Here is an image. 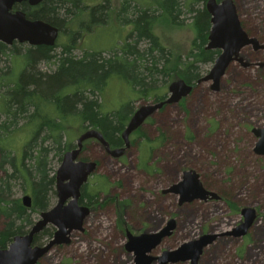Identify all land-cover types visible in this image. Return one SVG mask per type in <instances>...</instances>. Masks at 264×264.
Listing matches in <instances>:
<instances>
[{"label":"rangeland","instance_id":"rangeland-1","mask_svg":"<svg viewBox=\"0 0 264 264\" xmlns=\"http://www.w3.org/2000/svg\"><path fill=\"white\" fill-rule=\"evenodd\" d=\"M103 1L93 0V3L100 4ZM153 1L142 0L144 3ZM234 1L245 31L264 45V0ZM83 5H89L88 1L83 0ZM135 5L136 2H132V6ZM120 6L121 0H111L114 11H110L108 17L94 15L84 7L77 12V20H80L73 24V30H81L84 34L77 41L74 52L76 57H82L86 51L103 52L105 56L119 52L120 46L128 41L134 28L132 24L124 23L118 15ZM191 17L187 13L181 16L184 21L181 27L171 25L165 17L156 25L155 31L163 44L177 56L188 53L196 36ZM86 26L93 27V31ZM67 34L66 31L61 35V43L68 41ZM13 47L17 48L14 50H18L19 54L25 53V45L10 48ZM144 47L145 43L140 45V48ZM241 56L252 65L245 67L240 63L232 64L218 92H212L214 89L210 82L200 84L185 99L186 110L181 105L168 109L174 126L173 133L176 135L169 151L178 154L173 163L159 165L161 156L167 151L166 142L150 158L144 149L145 145L138 148L133 144L126 156L119 159L108 157L103 147L95 141L86 142L85 151L80 154L79 160L99 163L98 171L88 183L100 181L110 188L107 193L99 196V205L91 208V214L84 223V231L73 233L69 245L53 248L39 264H135V255L125 249L128 243L125 230L135 236L156 232L165 227L171 217L177 218V228L173 236L166 238L151 253L152 256L161 257L165 251L176 250L184 243L212 232L223 238L216 239L213 245L204 250L199 264H264V157L253 153L256 140L250 134L252 128L264 126V68L259 67V64L264 63V51L254 52L252 48H245ZM3 62L6 73L11 71L7 80L18 81L25 69L26 59L16 56L11 58V62ZM213 65H202L203 77L209 74ZM133 67H126V71L122 69L108 79L102 97L104 113L117 111L127 116L132 108L136 112L143 106L154 104L152 98L140 99L141 93L136 90ZM38 68L42 72L51 73L56 67L50 63H41ZM173 81L160 77L157 86L161 88L158 93L168 92ZM166 117L158 114L146 122L149 126L144 131L148 139H151L150 142L155 141L151 143L154 148L158 146L156 139L163 133L161 127L167 121ZM69 125V137L76 145L85 129L76 118H70ZM135 137L136 134H133L131 139ZM50 160L51 166L58 170L61 162L54 152ZM168 160L172 161L169 155ZM143 161L153 162L152 166L156 169L164 167V170L160 174L150 175L143 168ZM190 170L197 172L204 186L221 196L222 201L205 206L195 205L201 207V211L194 206L178 211L174 201L163 205L161 198H158L159 194L181 181L184 173ZM24 195L22 186L16 183L13 198H23ZM57 201L56 197L52 205L55 206ZM231 204L238 211H234ZM245 207L256 209L259 215L249 231V238L242 240L225 235L242 223L241 210ZM40 217L39 214H33L34 223ZM3 222V218H0V228ZM49 241L44 240L40 246Z\"/></svg>","mask_w":264,"mask_h":264},{"label":"trees","instance_id":"trees-1","mask_svg":"<svg viewBox=\"0 0 264 264\" xmlns=\"http://www.w3.org/2000/svg\"><path fill=\"white\" fill-rule=\"evenodd\" d=\"M207 1L155 0L144 3L142 0H121L118 15L124 23L134 27L129 34L130 42L128 39L119 52L108 56L103 52L86 51L82 57L74 55L82 32L73 30V24L80 20H77V12L82 11V0H44L38 8L24 4L15 6L16 10L25 12L28 19L59 27L60 36L67 31L69 39L61 43L62 36H59L54 47L26 45L23 54L0 42V218L4 220L0 228V249H7L17 236L29 233L35 224L33 214L41 215L53 207L58 170L51 166L50 155L54 152L62 163L65 154L77 148L68 134L70 118L80 120L85 132L89 129L101 132L111 148L126 146L123 134L136 112L133 108L127 116L117 111L103 112L102 97L111 75L134 66L132 70L140 99L152 98L155 104L168 99L167 91L158 93L160 77L169 81L184 79L197 87L203 78L202 65L214 64L220 54V51L206 49L212 27ZM132 2L136 5L132 6ZM91 11L94 15L108 17L114 10L111 0H105ZM185 13L192 15L191 24L196 36L184 57L166 47L155 28L163 17L171 25L181 27L184 24L181 16ZM80 24L85 26L84 22ZM143 43L146 47L140 48ZM13 46L18 47L19 43ZM16 56H23L26 66L18 81L13 82L7 80L11 71L6 73L2 64L3 61L11 62ZM41 63H50L56 68L51 73L42 72L38 68ZM184 104L181 107L186 110ZM162 137L163 140L166 138L164 133ZM148 142L146 139L142 145ZM148 163L143 161L144 169L148 168ZM16 183L22 186L24 196L32 198L30 208L23 205L22 198H13ZM109 188L100 181L86 184L82 188L81 204L90 208L99 205V196L107 193ZM231 205L234 211L238 209ZM54 233V227H47L35 237V245L51 240Z\"/></svg>","mask_w":264,"mask_h":264},{"label":"water","instance_id":"water-1","mask_svg":"<svg viewBox=\"0 0 264 264\" xmlns=\"http://www.w3.org/2000/svg\"><path fill=\"white\" fill-rule=\"evenodd\" d=\"M43 1L0 0V42L7 46L19 43L33 47H54L61 33L59 27L42 20L28 19L25 12L15 9V6L24 2L37 7ZM206 9L212 23L206 49L220 51V54L209 74L199 80L198 85L210 82L212 89L216 90L232 64L240 63L245 67L252 65L241 56L245 48L253 47L255 50H260L263 46L257 38L251 37L245 31L234 0H208ZM259 66H264V63ZM194 89L195 87L184 79L175 80L169 85V97L166 101L139 108L123 134L126 145L124 148L111 150L101 132L97 130L90 129L82 134L77 141V148L65 154L58 169L56 205L41 214L40 220L34 224L29 233L17 236L7 249H0V264H39L53 248L69 245L73 233L84 231V223L91 214V209L81 204L82 188L98 169L97 162L79 160L85 141L95 139L104 145L113 157L120 158L130 146L131 134L144 125L149 117L165 104L180 103L189 97ZM252 132L257 138L254 152L264 157V128L255 127ZM164 192L180 196L181 204L210 199L221 200L217 193L205 188L199 174L193 170L186 171L181 181ZM22 202L26 208L32 206V198L29 195L24 196ZM241 215L244 218L243 222L225 235L243 238L249 233L257 221V210L245 207ZM49 226L55 228L53 238L43 246L35 245V237ZM175 229L176 221L171 219L165 227L156 232H146L135 236L127 231L128 243L125 249L128 253L135 255V264H154L157 261L159 264L179 262L199 264L204 250L219 237L215 233H207L197 240L184 243L176 250L165 251L161 257L152 256L151 253L166 238L171 237Z\"/></svg>","mask_w":264,"mask_h":264},{"label":"flooded vegetation","instance_id":"flooded-vegetation-1","mask_svg":"<svg viewBox=\"0 0 264 264\" xmlns=\"http://www.w3.org/2000/svg\"><path fill=\"white\" fill-rule=\"evenodd\" d=\"M88 1V4L89 5H87L86 7H85V5H83V0H82V6L84 7V8H88L90 11L92 10V9H94L95 7H97V6H99V5H101V4H103L104 3V1L102 2V3H100V4H94L93 3V0H92V2L90 1V0H87ZM22 4H24V5H27V6H29L30 8H38L39 6H37V7H32V6H30V4L28 3V2H24V3H22ZM92 28L93 27H89L88 26V30L90 29L91 31H93L92 30ZM82 33V35L84 34V32L83 31H81ZM62 34V33H61ZM15 44H17V43H14V45ZM22 45H28V44H22ZM262 45V44H261ZM13 46V45H12ZM29 46V45H28ZM263 46V48L262 49H260V50H255L253 47H247V48H252V50L254 51V52H263L264 51V45H262ZM9 47H11V46H9ZM259 67H261V68H264V66H259ZM203 84V83H202ZM197 86H198V84H197ZM219 88V87H218ZM216 89V90H214V91H212L213 93L214 92H218L219 91V89ZM196 90V87H195V89H194V91ZM193 91V92H194ZM168 97H169V93H168ZM188 98V97H187ZM186 99V98H185ZM185 99H183L180 103H175V104H169V105H167V104H165L161 109H159L158 111H156L151 117H149L147 120H150V119H154L155 118V116L156 115H167V117H166V119H167V121H165L164 123V125L161 127L162 128V132L165 134V136H166V138L163 140V137H162V134L160 133L159 134V139H156V142L158 143L157 145V147L156 148H154V147H152V142H155V141H151L150 142V140L148 139V138H145L143 135H146V132L144 131V128L146 127V126H149V124L148 123H146L145 122V124L144 125H142L138 130H136L135 132H133L132 134H131V136L133 135V134H136V136L137 137H135V138H133V139H131V136H130V146L126 149V151H125V153L123 154V156H126V152H127V150L128 149H130L132 146H133V144H132V141H135V143L134 144H136L137 145V147L139 148L143 143H145L146 142V139H148L149 140V144H147V145H145V146H147L146 147V150H147V152H148V154H149V158H150V156L151 155H153V154H155V152L160 148V145L161 144H163L164 142H166L167 143V145H166V148H167V151L161 156V162L159 163V165L160 164H163V165H165V163L166 164H170V163H173V161L175 160V159H177L178 158V154L177 153H174V152H170L169 151V149H171V148H169V146L170 145H172L173 143H172V140H175L176 139V135L173 133V128H174V126H173V124L171 123V121H170V114L168 113V109L169 108H171L172 106H176V105H181L183 102H185ZM154 103V102H153ZM155 104V103H154ZM133 117V116H132ZM215 127H216V124H215ZM262 128H264V126H261ZM255 128V127H254ZM90 130V129H89ZM252 130H253V128L251 129V133L250 134H253V132H252ZM159 131V130H158ZM85 133V132H84ZM247 135L249 136V132L247 131ZM253 136H254V139L256 140L255 141V144H256V142H257V138L255 137V135L253 134ZM247 141H248V139L247 138H245ZM87 141H95L98 145H100V146H102L103 147V149H104V152H105V154L108 156V157H113L108 151H107V149H106V147L104 146V145H102V144H100L97 140H95V139H90V140H87ZM87 141H85L84 142V147L86 146V142ZM173 142H175V141H173ZM255 146V145H254ZM159 147V148H158ZM111 148V147H110ZM124 148V147H123ZM118 149H121V148H111V150H113V151H115V150H118ZM144 149H145V147H144ZM253 153L256 155V153L254 152V148H253ZM170 152V153H169ZM246 154L248 155L249 154V151H247L246 152ZM168 155H169V158H172V161H169L168 160ZM123 156L122 157H120V158H123ZM256 156H258V155H256ZM259 157V156H258ZM261 157V156H260ZM119 159V158H118ZM98 163V162H97ZM154 163L153 162H150V163H148V165H150V167L148 166V168L147 169H145L146 171H148V172H150V175H153V173H157V174H160L161 172H162V170H164V167H163V169H156L154 166H152ZM98 168H99V163H98ZM97 171H98V169H97ZM96 174V173H95ZM94 174V175H95ZM88 184V183H87ZM206 188V187H205ZM207 190H210V191H213V190H211V189H208V188H206ZM214 192V191H213ZM221 197V196H220ZM158 198H161V201L163 202V205H166V204H168V203H170L171 201H174L175 202V206H176V209L178 210V211H180L181 209H184L185 207H191V206H194L195 207V205H198V204H201V205H208L209 203H212V202H217L216 200H208V201H195V202H192V203H184V204H181V202H180V200H181V197L180 196H177V195H175V194H173V193H165L164 191H162L161 192V194H159V196H158ZM219 201H222V197H221V200H219ZM196 208V210H198V211H201V207H195ZM91 209V208H90ZM242 211V210H241ZM258 213V212H257ZM242 216V215H241ZM259 216V215H258ZM171 219H175V221H176V228H177V218H170V220ZM243 220H244V218H243V216H242V222H243ZM166 223V222H165ZM240 224H238V226H239ZM127 230V229H126ZM125 230V233H127V231ZM176 230V229H175ZM174 234V233H173ZM249 234V233H248ZM246 235L245 237H243L242 238V240H247L248 238H249V235ZM173 236V235H172ZM223 237H218L217 238V240H220V239H222ZM216 242V241H215ZM214 242V243H215ZM213 245V244H212ZM201 261V260H200Z\"/></svg>","mask_w":264,"mask_h":264}]
</instances>
